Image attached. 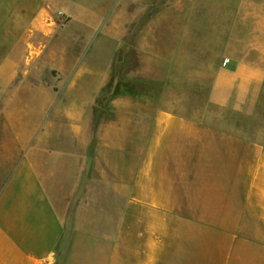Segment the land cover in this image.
Segmentation results:
<instances>
[{
	"label": "crops",
	"instance_id": "crops-1",
	"mask_svg": "<svg viewBox=\"0 0 264 264\" xmlns=\"http://www.w3.org/2000/svg\"><path fill=\"white\" fill-rule=\"evenodd\" d=\"M203 1L260 12L256 46L214 68L197 114L165 107L162 92L195 72L162 62L153 47L140 53L154 69L141 61L120 79L100 125L95 108L115 52L104 68L80 57L62 72L70 76L43 103L53 110L35 145L30 130L0 191V264H264V0ZM18 76L8 51L0 116L16 105ZM57 185L70 222L54 201Z\"/></svg>",
	"mask_w": 264,
	"mask_h": 264
},
{
	"label": "rangeland",
	"instance_id": "rangeland-1",
	"mask_svg": "<svg viewBox=\"0 0 264 264\" xmlns=\"http://www.w3.org/2000/svg\"><path fill=\"white\" fill-rule=\"evenodd\" d=\"M45 9H50L58 22L51 34L43 21ZM259 13L249 3L246 9L236 11L203 0H0V56L9 51L19 62V76L13 85L16 105L1 108L0 191L15 162L31 146L24 135L31 130L35 145V137L53 110L43 103L46 98H57L70 76L62 72H72L80 65V57L87 67L104 68L114 51L111 70L120 80L137 72L141 61L154 69V61L140 53L153 47L162 62L179 67L182 73L187 68L195 72L191 81H183L180 75L177 85L162 92L165 107L197 114L214 68L256 46ZM176 52L183 57L174 58ZM57 109L55 115L63 117V108ZM71 113L74 115L73 110ZM96 117L100 125L104 114L97 112ZM58 121L51 124L55 131L60 129ZM70 125L68 121V132ZM66 164L74 167L73 162ZM52 189L56 205L70 222L73 209L64 211L63 188Z\"/></svg>",
	"mask_w": 264,
	"mask_h": 264
},
{
	"label": "trees",
	"instance_id": "trees-1",
	"mask_svg": "<svg viewBox=\"0 0 264 264\" xmlns=\"http://www.w3.org/2000/svg\"><path fill=\"white\" fill-rule=\"evenodd\" d=\"M121 80H119L118 78H116L115 76H113L112 81L102 90V92L100 93V96L98 97L97 100V105L95 108V112L97 114L98 113H104L106 111V105L108 103V101L110 100V98L112 96H114L115 94L120 92V82ZM127 86H131L132 90L128 89L129 91H134L135 88H133L134 86L132 85H125Z\"/></svg>",
	"mask_w": 264,
	"mask_h": 264
},
{
	"label": "built area",
	"instance_id": "built-area-1",
	"mask_svg": "<svg viewBox=\"0 0 264 264\" xmlns=\"http://www.w3.org/2000/svg\"><path fill=\"white\" fill-rule=\"evenodd\" d=\"M45 11H47V13L45 14L44 16V22L46 23V25L48 26V31H49V34L53 33L54 31V28L58 25V22H57V18L51 14L50 12V9H45ZM63 14L60 13L59 14V17H61Z\"/></svg>",
	"mask_w": 264,
	"mask_h": 264
}]
</instances>
